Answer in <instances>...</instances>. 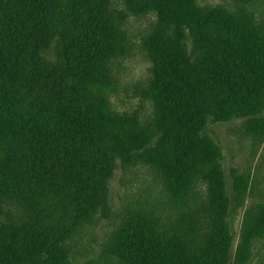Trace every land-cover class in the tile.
<instances>
[{"label": "trees", "instance_id": "obj_1", "mask_svg": "<svg viewBox=\"0 0 264 264\" xmlns=\"http://www.w3.org/2000/svg\"><path fill=\"white\" fill-rule=\"evenodd\" d=\"M198 0H0V264L73 262L70 244L107 216L118 167H154L178 207L198 178L207 184L209 227L185 215L169 227L153 209L129 211L104 244L114 264H247L264 238V201L243 218L240 240L226 220L247 193L231 185L209 122L241 119L264 137V19ZM155 14L142 38L151 79L141 89L154 122L112 106V63L128 56L126 15ZM54 50V58L46 54ZM191 207V206H189Z\"/></svg>", "mask_w": 264, "mask_h": 264}, {"label": "rangeland", "instance_id": "obj_2", "mask_svg": "<svg viewBox=\"0 0 264 264\" xmlns=\"http://www.w3.org/2000/svg\"><path fill=\"white\" fill-rule=\"evenodd\" d=\"M199 5L223 6L234 9L233 0H198ZM113 8L124 10V0H113ZM247 8L256 17L264 19V0H255ZM156 20L155 14L147 16L126 15L122 19L123 29L128 34L132 50L128 56L116 58L112 63L116 88L110 93L113 108L122 115H137L141 122H154V104L142 97L141 89L148 86L151 79L152 64L142 48V38ZM49 60L54 58V50L46 54ZM207 135L222 149V167L232 185L234 176H246L249 180L248 191L242 203L236 205L226 217L236 237L237 246L242 221L246 211L264 201V137L251 134L241 119L228 123L209 122ZM207 202V184L198 178L195 191L188 206L178 207L169 198L161 181L159 172L149 164L138 161L130 166L118 167L109 183V203L111 210L107 216L98 214L88 222L80 236L70 244L73 246V262L94 261V264H114L107 262L103 255L105 241L118 229L129 211L144 205L153 209L160 225L174 226L178 220L188 215L197 228L209 227L207 214L204 212ZM191 206V207H189ZM247 264H264V238L253 243L252 259Z\"/></svg>", "mask_w": 264, "mask_h": 264}]
</instances>
